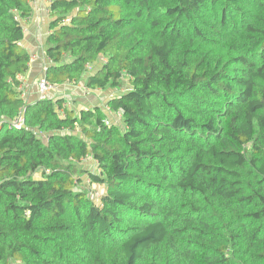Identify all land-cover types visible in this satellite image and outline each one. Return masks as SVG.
<instances>
[{"label": "trees", "instance_id": "obj_1", "mask_svg": "<svg viewBox=\"0 0 264 264\" xmlns=\"http://www.w3.org/2000/svg\"><path fill=\"white\" fill-rule=\"evenodd\" d=\"M32 1L0 0V264H264V0H47L45 79H127L123 129L22 98Z\"/></svg>", "mask_w": 264, "mask_h": 264}, {"label": "crops", "instance_id": "obj_2", "mask_svg": "<svg viewBox=\"0 0 264 264\" xmlns=\"http://www.w3.org/2000/svg\"><path fill=\"white\" fill-rule=\"evenodd\" d=\"M32 6L34 8L33 16L29 18L25 22V38L23 41V44L25 48L28 50L29 54L32 56V61L30 64V69L28 71V74L25 75V79L28 82L29 86V94L27 95V101L29 103L37 101L39 97V90H38V82L44 77L45 75V70L47 66L49 65V61L47 57L45 56V44L47 41V35L50 31V18L46 14V10L49 7L48 6V1L47 0H33L32 1ZM77 89V90H75ZM85 91V89L83 88ZM103 93L102 91H95L93 93H87V92H81L77 86L75 85H60L56 86L55 90L51 91L49 93V97L52 99H61L64 98L66 99V95L71 96V102L74 105H70L68 101V106H71L72 109H91V107L99 106L101 109L105 112L107 115L106 121L111 122L112 118L111 116H116V113L108 112V107H107V99H97L94 95V99L87 101L88 96L92 94H100ZM65 94V96H64ZM73 95H75L73 97ZM96 97V98H95ZM77 103H86L90 104L88 108L84 106H80L79 108H76L75 105ZM77 110V111H78ZM113 123V122H111ZM110 123V124H111Z\"/></svg>", "mask_w": 264, "mask_h": 264}, {"label": "rangeland", "instance_id": "obj_3", "mask_svg": "<svg viewBox=\"0 0 264 264\" xmlns=\"http://www.w3.org/2000/svg\"><path fill=\"white\" fill-rule=\"evenodd\" d=\"M46 14L49 16V14H48V12H47V10H46ZM49 34V33H48ZM45 49H46V46H45ZM101 62H102V60L92 69V70H94V69H96L98 66H100L101 65ZM91 72V71H90ZM40 82V81H39ZM39 82H38V84H39ZM38 86V85H37ZM75 86H77V88L81 91V92H85L84 90H83V88H81V86H78V85H75ZM122 88H119V89H108L107 91H104L103 93H100V94H92V95H90V96H88V99H87V101H89V100H93L94 99V95L96 96V97H98L97 99H106V98H108L110 95H113V94H122V93H124L125 91H129L132 87L130 86V84H129V81L127 80V79H125V80H123V84H122V86H121ZM75 90H77V89H75ZM64 96H65V94H64ZM75 95H73V97H74ZM95 97V98H96ZM66 99L69 101V103H70V105H72V107H74V105L72 104V102H71V96H69V95H66ZM89 105L90 104H86V103H77V105H75V107L76 108H79L80 106H84V107H86V108H88L89 107ZM78 110V109H77ZM108 112H110V111H108ZM111 118H112V120H111V122H113L112 124H116L120 129H123V123H122V121L118 118V117H116V116H111ZM110 121V120H109ZM93 170V169H92ZM78 188L79 189H83V190H87L88 191V193H89V195L90 196H93L94 195V197L96 198V197H100L103 193H104V191H106L105 189L106 188H104V187H102V186H100V185H92V184H90V181H89V178L86 176V177H83V184H81L80 186H78Z\"/></svg>", "mask_w": 264, "mask_h": 264}, {"label": "built area", "instance_id": "obj_4", "mask_svg": "<svg viewBox=\"0 0 264 264\" xmlns=\"http://www.w3.org/2000/svg\"><path fill=\"white\" fill-rule=\"evenodd\" d=\"M47 12L49 14V10L47 8ZM26 33V30H25ZM19 81L21 82V85L18 87V90L22 93V98H26L27 95L29 94L30 90H29V84L26 81V79L24 77H20ZM38 90H39V97L40 98H45V97H49V93L53 90H55V86L49 84L47 82V80L45 79V77H43L39 84H38ZM119 117H121V113L118 114ZM109 122V121H108ZM110 124V123H108ZM23 119L22 117H18L17 119L11 121V126L15 127V128H21L23 126ZM89 158H87L84 161H88Z\"/></svg>", "mask_w": 264, "mask_h": 264}]
</instances>
